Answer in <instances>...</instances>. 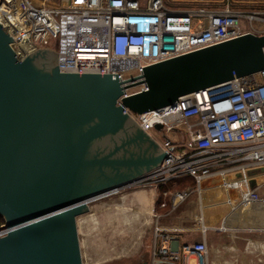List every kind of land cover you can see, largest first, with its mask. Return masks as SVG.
I'll return each mask as SVG.
<instances>
[{"label":"water","instance_id":"1","mask_svg":"<svg viewBox=\"0 0 264 264\" xmlns=\"http://www.w3.org/2000/svg\"><path fill=\"white\" fill-rule=\"evenodd\" d=\"M11 41L0 23V264H83L78 216L166 153L125 109L172 106L264 69V34L251 32L144 66L126 80L61 72L59 52L38 48L21 58ZM140 84L145 88L118 102Z\"/></svg>","mask_w":264,"mask_h":264},{"label":"built area","instance_id":"2","mask_svg":"<svg viewBox=\"0 0 264 264\" xmlns=\"http://www.w3.org/2000/svg\"><path fill=\"white\" fill-rule=\"evenodd\" d=\"M49 1L0 0V23L13 38L10 45L21 58L38 48L55 47L61 72L115 73L126 80L141 76L144 66L248 32L264 34L245 29L240 20L257 17L234 9L228 1L197 8L182 7L175 0ZM122 42V55L117 56V45ZM144 88L140 84L125 89L118 102ZM124 112L155 142L159 141L150 132L156 124L161 125L159 131L165 137L160 144L166 152L163 160L129 186L157 190L190 176L199 190L202 180L219 174L224 189L240 191L237 205L264 201V69L184 95L172 106L142 114L128 109ZM180 128L179 141L166 137ZM192 190L187 187L161 194L163 199L169 198L174 209ZM166 205L165 200L160 203L161 207ZM166 242L164 236L151 264H187L189 254L203 258L207 253L204 241L183 247L181 253L167 247Z\"/></svg>","mask_w":264,"mask_h":264},{"label":"rangeland","instance_id":"3","mask_svg":"<svg viewBox=\"0 0 264 264\" xmlns=\"http://www.w3.org/2000/svg\"><path fill=\"white\" fill-rule=\"evenodd\" d=\"M32 1L36 4L43 2V0ZM175 1L180 6L187 8H197L203 4H224L228 1L234 9L242 10L248 14L253 13V16L257 17V19L250 20L243 18V20H240L241 25L245 29L264 31V21L261 20L264 19V0ZM53 2L54 0L49 1V3ZM52 49L55 50V47H52ZM180 131H183L182 128L166 133L165 135L171 141H179L181 139ZM150 135L159 141V145H163L165 137L159 130L152 129ZM137 176L139 177L140 175ZM218 180L221 182L220 178ZM151 188L149 186L128 185L115 194L88 203L87 211L77 218L79 246L83 264H141L142 262L151 264L153 252L156 250L154 248L155 217L151 216L150 218H146L143 216L140 213L142 204L132 199L133 194L137 192L149 193ZM179 189L180 187L177 188V190ZM233 192L231 191V194ZM160 196L157 192L156 199ZM197 197L198 191L195 188L187 196L183 204L187 206L191 201H195ZM213 202L211 200L210 204ZM235 209L232 210V222L241 220L240 208ZM259 209L260 211L262 210L260 214H263L262 219L264 220V208H253L250 206V210L246 211L244 215H252L258 212ZM212 213L213 216L215 213L219 216L224 212L220 208H215L212 210ZM146 219L148 223H146ZM219 225L216 224L218 227ZM143 229L144 231H141ZM255 229V231H249L247 228L239 230L240 236H238V240L243 242L244 245L254 242L256 246V243H258V249H251V253L258 252L257 258L254 257V261H257L256 264H264V225H259V228ZM0 232H3V230H0Z\"/></svg>","mask_w":264,"mask_h":264},{"label":"crops","instance_id":"4","mask_svg":"<svg viewBox=\"0 0 264 264\" xmlns=\"http://www.w3.org/2000/svg\"><path fill=\"white\" fill-rule=\"evenodd\" d=\"M218 178L221 179V182H219L220 180H218ZM232 178L233 176L231 175L227 179L229 180ZM222 183L223 178L219 174L205 178L201 182L202 185H199L200 192L197 185L195 187L198 191L197 199L191 201L187 206L183 204L184 200L174 209H172L169 198L163 199L162 194V201L165 200L167 205L161 207L160 204H157L158 198L156 199V193L158 192V189L151 188L149 193L145 192V200L142 199L143 196L140 197L138 195V192L132 195L133 200L140 201V204H142V210L140 209V213H142L143 216L146 218H150L151 216L155 217V252L158 251L162 238L165 236L167 238V247L178 251L179 253H181L185 246H191L200 241L206 243V256L200 258L197 257L196 254L191 253L186 257L187 264L257 263V261H254V257L258 255V252L252 254L251 249H258V243H256V246L255 243L252 242L250 243L251 245L249 243L244 245L243 242L238 240V236H240L239 230L241 229L247 228L249 231H255V228H259V225H264V220L262 219L263 214H260L262 210L260 211L259 209L258 212H255L252 215H244L242 221L238 220L232 222L233 213L229 215V212L232 211V208L236 210L235 207L239 202L240 191L236 188H234V190L231 189L226 191L223 188ZM195 188L192 187L193 190ZM229 191L234 192L233 194H230ZM211 200L215 203L213 202L210 204ZM144 205H146L147 208L143 207ZM247 207L250 206L247 205ZM251 207L264 208V201L252 204ZM215 208L222 209V212L224 213L219 216L215 213L213 216L212 210ZM145 221L148 223L147 219ZM216 224H220L219 227L216 226ZM234 224L235 226H233ZM202 228H204V230ZM141 231H144V229ZM156 232L158 234L157 236Z\"/></svg>","mask_w":264,"mask_h":264},{"label":"trees","instance_id":"5","mask_svg":"<svg viewBox=\"0 0 264 264\" xmlns=\"http://www.w3.org/2000/svg\"><path fill=\"white\" fill-rule=\"evenodd\" d=\"M195 186H196V181L194 178H192L190 176H184V177L179 178L175 181L169 182L166 185L159 186L158 187V193L160 196L164 190H177L178 187H180L179 190H183L187 187H195ZM160 202H161V196L157 200L158 204H160ZM3 223H4V219L2 216H0V227H2Z\"/></svg>","mask_w":264,"mask_h":264},{"label":"bare ground","instance_id":"6","mask_svg":"<svg viewBox=\"0 0 264 264\" xmlns=\"http://www.w3.org/2000/svg\"><path fill=\"white\" fill-rule=\"evenodd\" d=\"M202 185V184H201ZM234 190L233 188H230V189H228V190ZM114 191V190H113ZM115 192V191H114ZM229 193L231 194V192L229 191ZM145 193L144 192H141V193H138V195L140 196V197H142L143 196V200H145L146 199V197H144L145 195H144ZM107 195V194H106ZM104 196V195H103ZM139 196H137V197H139ZM149 196V195H148ZM102 196H98L97 198H95L94 200H97V199H99V198H101ZM139 199V198H138ZM140 202V201H139ZM143 203V202H142ZM149 203V202H148ZM247 205L248 206H251L252 204H242V205H240V206H238V205H236V207L235 208H240V218H241V221H242V219L244 218V213L246 212V211H248V210H250V207H247ZM142 206V205H141ZM149 206V205H148ZM143 207H146V205H144ZM147 208V207H146ZM143 209H145V208H143ZM142 210V209H141ZM147 212H149V211H147ZM228 221V220H227ZM228 223V222H227ZM254 243V242H253Z\"/></svg>","mask_w":264,"mask_h":264},{"label":"clouds","instance_id":"7","mask_svg":"<svg viewBox=\"0 0 264 264\" xmlns=\"http://www.w3.org/2000/svg\"><path fill=\"white\" fill-rule=\"evenodd\" d=\"M130 44H135V42H130ZM124 46H125L124 42H122V43L117 45V48H116V51H115L117 56H121L122 55V49H123Z\"/></svg>","mask_w":264,"mask_h":264},{"label":"flooded vegetation","instance_id":"8","mask_svg":"<svg viewBox=\"0 0 264 264\" xmlns=\"http://www.w3.org/2000/svg\"><path fill=\"white\" fill-rule=\"evenodd\" d=\"M129 128H131V127H129ZM132 129V128H131ZM128 131V130H127Z\"/></svg>","mask_w":264,"mask_h":264}]
</instances>
